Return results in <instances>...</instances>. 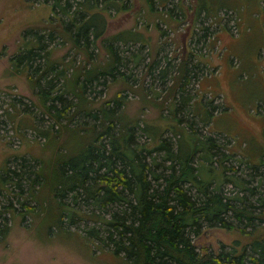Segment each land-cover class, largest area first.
<instances>
[{
	"label": "trees",
	"instance_id": "trees-1",
	"mask_svg": "<svg viewBox=\"0 0 264 264\" xmlns=\"http://www.w3.org/2000/svg\"><path fill=\"white\" fill-rule=\"evenodd\" d=\"M129 1L26 0L30 5H49L52 14L48 24L27 29L21 35L19 48L11 58L13 71L26 72L41 101H53V106L48 107L50 113L54 109V115L70 124L69 117L83 113L99 120L100 125L87 126L86 135L82 127L65 126L73 138L62 145L64 151L58 149L49 161H42L38 170L26 163L0 170V195L4 197L0 205V242L11 230L8 214L14 207L12 200L24 190L22 201L19 200L21 207L28 214L39 215L46 210V217L51 216L47 228L57 227L60 231L71 230L64 224H76L84 214L90 218L95 215L75 208L74 203L79 204L82 197L92 211L100 213L99 220H94L97 227L87 231L89 237L112 248L114 255L122 257L126 264H264V154L259 163L249 164V178L216 173V163L229 162L233 154L224 153L219 140L204 135L198 126L209 129L219 107L214 101H193L189 92L188 86L198 78L204 61L198 51L204 47L212 49L208 40L214 31L210 26L218 24V12L213 11L211 0H197L194 5L177 0L173 7H169L172 0H145L151 12L162 9L168 17L161 15L154 24L161 36L169 35L170 21L175 16L181 17L176 20H190L193 12V29L203 23V16L211 20L202 34L196 37L194 31L193 47H188L189 51L183 47L184 55L178 64H172L171 55L167 60L169 68L160 70L163 85L169 79L174 82L164 88L173 100L150 102L161 111H168L170 117L165 123H160L163 114L156 119H130L125 114L126 95L121 91L98 108L90 101H82L86 100L89 83L101 76L117 78L120 72H129L148 60L127 46L140 43L142 50L150 45L136 31L123 30L106 36L112 12L130 9ZM224 8L229 12V7ZM98 42L110 55L106 65L92 62L91 67L83 66L74 72L75 84L82 81V93L70 84V69L55 71L63 84L54 96L53 89H49L55 87L54 79L44 76L40 64L47 67L45 71L55 70L59 62L53 53L66 43L74 52H84L88 60L92 59L93 52L89 50ZM123 52L131 54L125 56ZM160 66V59L154 58L151 73ZM153 74L155 78L156 71ZM133 76H123L124 91L129 90L128 82L137 84V79H131ZM67 94L77 96L79 101L67 104ZM55 101L62 107L55 106ZM110 102H114L113 107ZM230 184L241 191L229 195L225 186ZM40 188L43 193H38ZM68 197L73 205L66 203ZM55 204L58 211L53 209ZM206 227L237 230L249 240L237 239L223 243L217 250H201L195 238Z\"/></svg>",
	"mask_w": 264,
	"mask_h": 264
},
{
	"label": "rangeland",
	"instance_id": "rangeland-1",
	"mask_svg": "<svg viewBox=\"0 0 264 264\" xmlns=\"http://www.w3.org/2000/svg\"><path fill=\"white\" fill-rule=\"evenodd\" d=\"M196 1L185 0L188 5H194ZM176 2L172 0L169 7H173ZM129 4L131 7L128 10L112 12L106 36L132 30L140 38L148 39L150 45L142 50H139L140 43L127 44L130 51L148 58L137 68L123 72L134 75L131 79H137V84L128 82L129 90L124 91L126 83L123 76L126 75L123 73L117 74V78L101 76L88 84L86 100L82 101H90L98 108L106 101H112L121 91L123 96L126 95L125 114L130 119H156L163 114L164 119L160 123H165L166 118L170 117L168 111H161L150 102L173 100V95L168 96L164 88L173 86L174 82L168 78L167 84L163 85L160 70L169 68L171 64L167 60L171 55L175 57H171L172 64H178L184 55L183 47L187 46V50L193 47L194 31L196 37L202 34L204 26L211 25V20L203 16V23L193 29V12L190 13V20H176L181 17L175 16L170 21L172 31L169 30L167 36H161L154 24L161 15L167 17L164 11L159 9L151 12L145 0H130ZM211 4L219 16L218 24L212 23L210 26L214 31L211 41L208 40L212 43V49L204 47L198 51V56L202 53L204 61L198 78L188 86L189 92L194 97L193 101H214L219 107L209 129L202 124L198 126L204 135H213L219 140L224 153L230 151L233 154L229 162L216 163V173L226 172L249 178L248 173H252L249 164L259 163L264 154V0H211ZM224 6L230 8L229 12H225ZM51 14L52 8L46 4L30 5L26 0H0V170L4 166L16 167L21 163L31 164L33 169L38 170L43 165L42 161H49L58 149L64 151L62 145L73 138L72 132L65 126L82 127L86 135L87 126L100 125L99 120L83 113L69 117L72 124L54 115V109L50 113L48 107L53 106V101H41L38 90L27 80L26 72L18 74L13 71L11 58L19 48L21 35L27 29L48 24L47 19ZM89 53L92 59L88 60L86 53L74 52L70 44L66 43L53 53V58L59 62L55 70L45 71L47 67L40 64L39 69L44 71V76L54 79L55 87L49 88L53 89L54 96L61 91L63 84V80L58 79L59 74L55 76V71L70 69L67 72L70 84L78 93H82V81L75 84L74 72L83 66L91 67L92 62L104 66L110 57L99 42ZM123 54L129 56L131 52ZM154 58L160 59L161 66L151 73V61ZM48 84L52 83L48 81ZM66 97L70 100L66 101L67 104L73 105L79 101L73 94H67ZM54 103L58 108L62 107L59 101ZM109 105L113 107L114 102ZM143 139L146 140L145 137ZM232 185L225 186L226 193L235 195L241 191V188ZM41 189L38 193H43ZM24 193V190L19 191L12 200L11 206L14 207L10 208L8 214L11 230L0 242V264H126L122 257L114 255L112 248L89 237L87 231L97 227L95 221L99 220L100 213L92 211L82 197L79 198V204L72 202L69 197L66 203H74L75 208L79 207L83 214L85 211L95 215L90 218L84 214L82 220L77 218L76 224H64L65 228L71 230L60 231L57 227L47 228L51 224V216L46 217V210L39 215L28 214L21 207L19 200L22 201L21 195ZM3 203L4 197L0 195V205ZM31 205L37 206V203L32 202ZM53 209L58 211V204ZM37 211H41L40 208ZM44 218L46 226L43 224ZM237 239L249 240L237 230L206 227L202 235L195 238V242L201 250H217L223 243H232Z\"/></svg>",
	"mask_w": 264,
	"mask_h": 264
}]
</instances>
